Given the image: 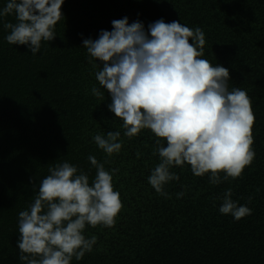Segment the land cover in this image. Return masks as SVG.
Returning a JSON list of instances; mask_svg holds the SVG:
<instances>
[{
	"label": "trees",
	"instance_id": "16d2710c",
	"mask_svg": "<svg viewBox=\"0 0 264 264\" xmlns=\"http://www.w3.org/2000/svg\"><path fill=\"white\" fill-rule=\"evenodd\" d=\"M61 11L56 38L35 55L6 41L3 22L14 23V16L0 20V264H21L18 214L33 202L48 168L67 161L91 181L90 155L110 173L119 170L113 185L122 209L112 227H86L97 244L72 264H264V0H65ZM124 17L146 31L161 19L203 30V58L227 68L229 89L240 87L251 99L255 156L240 178L213 185L209 174L196 177L185 164L171 169L180 179L165 186L170 198L148 183L159 163L157 138L150 130L123 136L83 45ZM93 86L103 100L92 95ZM116 130L123 147L108 157L92 137ZM229 188L251 215L236 221L219 212ZM180 191L186 194L178 199Z\"/></svg>",
	"mask_w": 264,
	"mask_h": 264
},
{
	"label": "clouds",
	"instance_id": "9594fccd",
	"mask_svg": "<svg viewBox=\"0 0 264 264\" xmlns=\"http://www.w3.org/2000/svg\"><path fill=\"white\" fill-rule=\"evenodd\" d=\"M64 2L7 0L0 20L12 15L15 22H3L9 33L6 41L27 46L33 55L40 52L42 42L56 38ZM111 23V31L101 30L97 39H84L83 45L89 64L98 68L95 79L111 97L109 110L123 122V136L132 139L150 130L157 138L153 155L159 156V163L148 177L156 193L170 198L165 186L180 179L171 169L185 164L196 177L209 174L213 185L240 178L255 156L251 99L240 87L229 89L227 68L203 58V30L163 19L149 24L147 31L139 21L129 24L127 17ZM91 92L104 99L100 88L93 86ZM92 139L108 157L123 147L119 130ZM88 160L96 169L91 181L70 162L55 163L40 181L33 202L19 212L21 264H72L97 244L96 235L86 237L87 226L114 225L122 209L113 185L119 170L110 173L93 155ZM185 194L176 195L179 199ZM232 196L231 188L224 192L219 212L236 221L251 215V209ZM252 199L248 197L249 203Z\"/></svg>",
	"mask_w": 264,
	"mask_h": 264
}]
</instances>
